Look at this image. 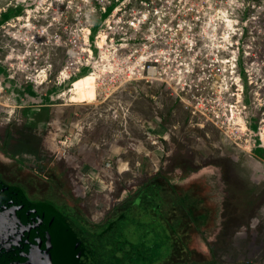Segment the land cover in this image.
Instances as JSON below:
<instances>
[{
  "label": "rangeland",
  "instance_id": "rangeland-1",
  "mask_svg": "<svg viewBox=\"0 0 264 264\" xmlns=\"http://www.w3.org/2000/svg\"><path fill=\"white\" fill-rule=\"evenodd\" d=\"M0 165L97 223L151 178L209 187L202 250L264 264V0H0Z\"/></svg>",
  "mask_w": 264,
  "mask_h": 264
},
{
  "label": "trees",
  "instance_id": "trees-1",
  "mask_svg": "<svg viewBox=\"0 0 264 264\" xmlns=\"http://www.w3.org/2000/svg\"><path fill=\"white\" fill-rule=\"evenodd\" d=\"M92 32L94 36L96 30ZM48 120H41L39 115L34 124ZM39 158L51 160L52 156L45 150ZM32 177L40 185L49 184V190L59 193L60 198L72 199L61 192L63 187L56 179L47 181L33 175L27 180ZM199 185L177 187L151 178L136 192L127 209L114 213L109 222H92L89 230L75 217L73 208L66 206V217L81 234L85 264H216L199 242V235L215 223V205L204 197L209 187ZM56 195L52 193V198ZM122 246L126 255L117 254Z\"/></svg>",
  "mask_w": 264,
  "mask_h": 264
},
{
  "label": "flooded vegetation",
  "instance_id": "flooded-vegetation-1",
  "mask_svg": "<svg viewBox=\"0 0 264 264\" xmlns=\"http://www.w3.org/2000/svg\"><path fill=\"white\" fill-rule=\"evenodd\" d=\"M23 174L0 165V244L6 242L0 264H85L81 234L67 218L66 206L87 230L94 221L83 215L74 196L60 198L49 184L40 185L33 177L27 180ZM112 218L113 214L106 222ZM121 252L127 254L124 246L118 248L117 254Z\"/></svg>",
  "mask_w": 264,
  "mask_h": 264
},
{
  "label": "bare ground",
  "instance_id": "bare-ground-1",
  "mask_svg": "<svg viewBox=\"0 0 264 264\" xmlns=\"http://www.w3.org/2000/svg\"><path fill=\"white\" fill-rule=\"evenodd\" d=\"M95 81H96V77L92 73H89L77 79L70 92L72 101L80 102V103L81 102L88 103V102H93L97 100V91H96Z\"/></svg>",
  "mask_w": 264,
  "mask_h": 264
},
{
  "label": "water",
  "instance_id": "water-1",
  "mask_svg": "<svg viewBox=\"0 0 264 264\" xmlns=\"http://www.w3.org/2000/svg\"><path fill=\"white\" fill-rule=\"evenodd\" d=\"M2 240V239H1ZM3 248L5 249L6 248V242L3 241V245L0 244V253L2 252Z\"/></svg>",
  "mask_w": 264,
  "mask_h": 264
}]
</instances>
